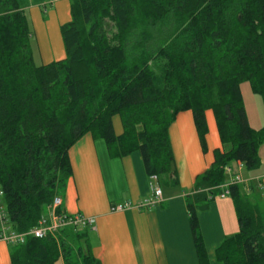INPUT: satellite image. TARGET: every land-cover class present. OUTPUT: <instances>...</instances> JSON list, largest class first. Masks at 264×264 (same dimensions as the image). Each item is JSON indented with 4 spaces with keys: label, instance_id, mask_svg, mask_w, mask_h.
<instances>
[{
    "label": "trees",
    "instance_id": "trees-1",
    "mask_svg": "<svg viewBox=\"0 0 264 264\" xmlns=\"http://www.w3.org/2000/svg\"><path fill=\"white\" fill-rule=\"evenodd\" d=\"M60 28L64 60L36 66L28 21L0 0V193L7 232L37 226L71 178L69 150L85 135L108 158L138 153L148 179L177 185L168 129L190 112L206 153L205 112L227 151L185 197L198 264H209L197 213L221 193L225 168H258L264 126L249 127L240 86L264 107V0H70ZM118 117L122 133L113 132ZM228 187L238 232L214 252L218 264H264V208ZM90 229L65 228L9 246V264H100Z\"/></svg>",
    "mask_w": 264,
    "mask_h": 264
},
{
    "label": "crops",
    "instance_id": "crops-1",
    "mask_svg": "<svg viewBox=\"0 0 264 264\" xmlns=\"http://www.w3.org/2000/svg\"><path fill=\"white\" fill-rule=\"evenodd\" d=\"M16 3L31 19L34 64L46 66L64 60L60 28L70 22L68 1L23 0ZM254 104L249 105V109L244 105V111L249 127L259 130L264 126V107ZM205 121V154L201 152L190 112L178 114L169 127L177 185L171 186L164 181V189L160 187L161 180L145 176L138 153L111 160L104 143L92 140L88 134L69 150L72 176L60 195L61 210L70 216L94 219L88 240L96 261L100 264H198L185 197L192 194L196 178L213 163V153L227 151V147L220 144L212 112H205ZM120 130L114 126L113 132L120 136ZM258 158L257 169L244 173L241 167L235 173L245 182L242 191L264 208V145L258 150ZM230 167L236 168L235 164ZM155 188L161 191L162 203L154 208L110 212L113 205H137L147 200ZM197 220L209 264H218L215 250L226 237L238 232L230 198L215 199L204 211L197 213ZM2 230L0 221V235ZM0 264H9V246L1 241Z\"/></svg>",
    "mask_w": 264,
    "mask_h": 264
},
{
    "label": "built area",
    "instance_id": "built-area-1",
    "mask_svg": "<svg viewBox=\"0 0 264 264\" xmlns=\"http://www.w3.org/2000/svg\"><path fill=\"white\" fill-rule=\"evenodd\" d=\"M235 170L232 167H226L224 172L227 177V182L220 187L221 193L216 199H224L229 197L228 187L230 186H243V182L239 175L235 171H239L241 166L235 164ZM1 198V193H0ZM162 203L161 191L159 188H155L150 197L137 205H131L128 203L113 205L110 207L111 213H121L129 209H135L137 211H147ZM2 209L0 207V221L2 224ZM3 228V226H2ZM65 228L74 229H90L94 228V219L86 218L81 215L70 216L61 210L60 198H54L50 207L47 209L45 215L41 217L37 223V226L31 229L25 234H15L13 232H7L2 230L0 235V241L6 245H22L26 237H33L34 239H44L47 237H54L61 230Z\"/></svg>",
    "mask_w": 264,
    "mask_h": 264
},
{
    "label": "rangeland",
    "instance_id": "rangeland-1",
    "mask_svg": "<svg viewBox=\"0 0 264 264\" xmlns=\"http://www.w3.org/2000/svg\"><path fill=\"white\" fill-rule=\"evenodd\" d=\"M2 1H5V0H2ZM16 2L17 1H23V0H15ZM68 1V3L70 4V0H67ZM25 15V17H26V19H27V21H28V24H29V30H30V32H31V35L33 34V32H32V23H31V19H29V16L27 15V14H24ZM33 36V35H32ZM60 43H61V45H62V48H63V43H62V40H61V37H60ZM30 46H31V48L34 50V47H35V42H34V38L33 37H31V39H30ZM57 62V61H56ZM240 93H241V97H242V102H243V106L245 105V107L246 108H248L249 109V105H255L254 103H258L257 105H262V102H260L261 101V99L259 98V97H257V96H254L252 93H251V91H250V87H249V85L247 84V83H244V84H242L241 86H240ZM112 126H113V129H114V126L116 127H118L119 128V130L121 129V127H120V122H119V120H118V117H114L113 119H112ZM121 131V130H120ZM233 168V167H232ZM244 173H245V169L244 170H242ZM164 179H161V181H160V183H161V188L162 189H164ZM0 207H1V209H2V213H4V205H3V202H2V200H0ZM9 227V225L8 224H6V228L7 229H9L8 228ZM6 229V230H7ZM80 230H83V229H80ZM88 232V234H89V231H87Z\"/></svg>",
    "mask_w": 264,
    "mask_h": 264
}]
</instances>
